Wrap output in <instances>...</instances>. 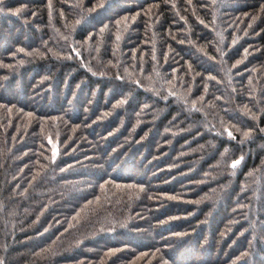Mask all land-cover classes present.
<instances>
[{"label":"trees","instance_id":"trees-1","mask_svg":"<svg viewBox=\"0 0 264 264\" xmlns=\"http://www.w3.org/2000/svg\"><path fill=\"white\" fill-rule=\"evenodd\" d=\"M0 264H264V0H0Z\"/></svg>","mask_w":264,"mask_h":264},{"label":"snow or ice","instance_id":"snow-or-ice-1","mask_svg":"<svg viewBox=\"0 0 264 264\" xmlns=\"http://www.w3.org/2000/svg\"><path fill=\"white\" fill-rule=\"evenodd\" d=\"M51 142V141H50ZM235 163V162H234Z\"/></svg>","mask_w":264,"mask_h":264}]
</instances>
